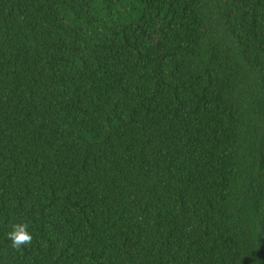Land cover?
I'll return each mask as SVG.
<instances>
[{
	"label": "trees",
	"instance_id": "1",
	"mask_svg": "<svg viewBox=\"0 0 264 264\" xmlns=\"http://www.w3.org/2000/svg\"><path fill=\"white\" fill-rule=\"evenodd\" d=\"M0 264H264V0H0Z\"/></svg>",
	"mask_w": 264,
	"mask_h": 264
},
{
	"label": "clouds",
	"instance_id": "2",
	"mask_svg": "<svg viewBox=\"0 0 264 264\" xmlns=\"http://www.w3.org/2000/svg\"><path fill=\"white\" fill-rule=\"evenodd\" d=\"M7 238L11 242L14 249H20L23 246L31 245L33 236L28 231L27 223H15L11 227V231L7 233Z\"/></svg>",
	"mask_w": 264,
	"mask_h": 264
}]
</instances>
